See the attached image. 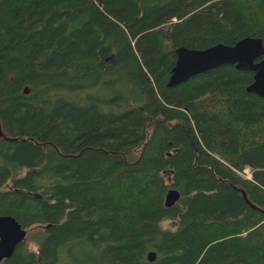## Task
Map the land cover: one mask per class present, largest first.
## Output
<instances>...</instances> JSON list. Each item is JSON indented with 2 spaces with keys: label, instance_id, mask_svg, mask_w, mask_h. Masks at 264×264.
<instances>
[{
  "label": "trees",
  "instance_id": "obj_1",
  "mask_svg": "<svg viewBox=\"0 0 264 264\" xmlns=\"http://www.w3.org/2000/svg\"><path fill=\"white\" fill-rule=\"evenodd\" d=\"M244 37L264 0H0V216L35 228L0 264H264L253 73L167 85Z\"/></svg>",
  "mask_w": 264,
  "mask_h": 264
},
{
  "label": "water",
  "instance_id": "obj_2",
  "mask_svg": "<svg viewBox=\"0 0 264 264\" xmlns=\"http://www.w3.org/2000/svg\"><path fill=\"white\" fill-rule=\"evenodd\" d=\"M177 59L171 69L168 86L185 82L190 77L221 65H234L238 70L253 73V82L246 87L248 92L264 96V45L260 38L244 37L233 45L215 44L205 49L179 47ZM28 92L26 88L24 90ZM0 136L2 129L0 124ZM179 192L170 189L165 196V205L172 206ZM26 230L10 215L0 216V263L10 257L16 246L25 239ZM154 253L148 259L154 260Z\"/></svg>",
  "mask_w": 264,
  "mask_h": 264
},
{
  "label": "rangeland",
  "instance_id": "obj_3",
  "mask_svg": "<svg viewBox=\"0 0 264 264\" xmlns=\"http://www.w3.org/2000/svg\"><path fill=\"white\" fill-rule=\"evenodd\" d=\"M244 175L246 176V177H249V175H250V172H249V170H245V172H244ZM173 223L172 222H170V221H164V223H163V226L164 227H173ZM32 230H35V228L34 229H32ZM31 229H29L26 233V235L28 236V234H30L31 232H33ZM29 237V236H28ZM27 237V238H28Z\"/></svg>",
  "mask_w": 264,
  "mask_h": 264
}]
</instances>
